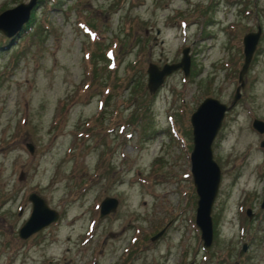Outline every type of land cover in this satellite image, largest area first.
<instances>
[{"label": "rangeland", "instance_id": "1", "mask_svg": "<svg viewBox=\"0 0 264 264\" xmlns=\"http://www.w3.org/2000/svg\"><path fill=\"white\" fill-rule=\"evenodd\" d=\"M30 13L27 28L0 31V264H264V130L251 126L264 121V0H42ZM257 26L211 142L219 181L203 249L189 114L207 95L229 104L241 38ZM182 47L187 75L177 67L148 92L147 64L178 61ZM31 191L58 217L21 238ZM105 196L115 209L100 216Z\"/></svg>", "mask_w": 264, "mask_h": 264}, {"label": "water", "instance_id": "2", "mask_svg": "<svg viewBox=\"0 0 264 264\" xmlns=\"http://www.w3.org/2000/svg\"><path fill=\"white\" fill-rule=\"evenodd\" d=\"M37 0H27L19 2L11 7H7L0 11V31L5 36H11L17 32L21 25L27 21L29 11ZM259 27L256 30L248 31L243 34L242 42V63L237 73L238 85L235 87V93L229 104L221 102L218 98L207 95L204 96L195 108L189 114V123L191 126V149L188 155L189 172L192 184L196 194V204L194 212V223L199 230L201 239V247L207 249L212 237V220L210 215L211 205L217 190L219 181V167L212 158L211 142L220 126L224 111L234 103L238 97V89L243 85L242 75L245 72L248 62L254 50ZM188 54L187 47L181 48V57L178 61L172 63H164L158 68L154 63L149 62L146 66V88L148 92H153L163 81L164 76L171 70L179 67L184 76L188 73ZM251 126L258 132L264 130V121L253 117ZM28 150L31 151L30 143L26 144ZM259 145L264 147V138L259 140ZM22 172L20 171L19 175ZM27 199L31 203V209L27 218L17 229V234L21 238L27 237L32 232L38 230L42 226L51 221H55L58 217L56 210L49 208L43 198L35 192H29ZM116 199L112 196H105L99 202L98 214L108 213L115 209ZM260 207L264 208V192L260 201ZM245 214L249 218L252 214L247 207ZM165 225L150 236L154 239L159 236ZM245 245H241V252ZM181 264H192V261L183 262Z\"/></svg>", "mask_w": 264, "mask_h": 264}, {"label": "trees", "instance_id": "3", "mask_svg": "<svg viewBox=\"0 0 264 264\" xmlns=\"http://www.w3.org/2000/svg\"><path fill=\"white\" fill-rule=\"evenodd\" d=\"M42 0H37V4L39 3V2H41ZM34 20V15H32V13H30V15H29V18H28V20L26 21V22H24L22 25H21V27H20V29H19V32L21 31V30H23V29H25V28H27L30 24H31V22ZM18 32V31H17ZM11 40V39H10ZM9 40V41H10ZM7 41V40H6ZM1 44V43H0ZM3 44V43H2Z\"/></svg>", "mask_w": 264, "mask_h": 264}]
</instances>
